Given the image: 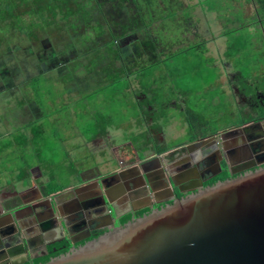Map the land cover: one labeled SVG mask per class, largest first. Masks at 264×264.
<instances>
[{
    "label": "rangeland",
    "instance_id": "obj_1",
    "mask_svg": "<svg viewBox=\"0 0 264 264\" xmlns=\"http://www.w3.org/2000/svg\"><path fill=\"white\" fill-rule=\"evenodd\" d=\"M218 1L185 0L186 5L196 6L195 15L198 31L193 32L197 33L198 36L194 38L200 41H194L196 42L193 44L194 46L187 49L183 55H178L172 60H167L159 65L154 64L149 68L134 71L128 74L129 77L127 76V78L125 76L117 78L118 76L109 72L106 74V71L103 69H100V75L98 76L90 74L86 77L80 73L78 78L75 77L66 86L58 84V90L61 92L58 101L55 98L52 99V94L49 96L43 94L44 102L40 99L42 103L38 100H31L34 105H40L42 116L37 122L29 123L30 125L26 124L27 128L31 126L32 132L31 144L28 150H30L29 153L32 161L41 160L46 168L48 166V171L51 170L48 174L47 187L65 186L71 181V177L69 178L67 175L69 163L73 164L71 166L74 172L79 169L75 164L78 158H74L73 155L68 154L70 145L66 147L62 143L67 140L72 132H70V129L73 125L81 129H85L88 126L91 128V124H94V113H111L114 121L125 124L123 137L129 138L133 135L132 132H129L128 126H130L132 118L134 117L133 119L135 120L136 115L140 113L134 95L138 94V92H143L144 87H147L148 84H151V90L145 92L143 100L145 103L151 102L152 96L159 95L161 101L166 102V105L167 102L169 103L171 100L177 102L182 97L185 99V105L181 104V108L178 111L169 108L163 102H155L152 112L154 117H156L155 126L161 129V131L155 132V129L148 128V136L152 139L148 144L150 148L147 147L143 155L141 152H138V156L140 154L141 156L148 157L151 154H155L157 150H164L174 145L179 146V144L189 140V132L183 117L185 109L194 110L204 122L203 129L211 132L214 130H218L219 132L227 124L238 122L244 118L245 115H242L241 109L238 110L236 104L232 106L233 95L222 91V86L217 84L216 79L219 74V68L210 64L222 56L223 45L220 37H217L216 32L222 31L226 27V25H223V19L217 16V8L221 7L220 4L218 5ZM209 5L214 10H205V7ZM244 11L248 15L252 13L251 7H245ZM240 12L236 11V16H241ZM233 14L234 12L230 13V16L233 17ZM259 17L261 16L258 12L257 14L254 13V15L248 17L249 22L252 24L256 22L257 24ZM241 22V26H243V21L241 20ZM65 29V31L58 33L48 29L37 44L23 46L21 42L15 41L9 45L13 47V51L8 52L2 49L4 53L2 54V51H0V88L2 86H16L17 84L19 92L28 93L35 86L34 82L31 83L28 78L38 73L43 75V71H45L43 69L44 63L46 64L45 75L65 73L68 65L71 63L69 61L73 58L76 59L81 54L80 51L76 50L77 52H75V49L68 47V43L73 42L69 37L72 28L66 27ZM234 29L233 27H228L225 31H233ZM251 31L249 36L251 38L255 35V43L259 47L250 44V47L247 49L248 51L240 52L235 50V46L232 45L229 46L230 48L225 53L226 57L232 55L231 59L234 66L236 69H240L243 77L250 75L248 73L250 69L255 68L258 71L261 67H264V31L255 27L254 24ZM192 35L190 33L188 38L193 39ZM232 36L233 34L231 33L230 38ZM86 45L89 46V49L99 47V44L91 40H86ZM202 46L205 50L204 52H202ZM119 48L124 49L125 45H120ZM52 60L54 62H51ZM94 64L95 61L93 62V66ZM98 68L99 66L97 65L96 69ZM132 74L137 79L133 78ZM83 77L86 79L83 80ZM97 78L109 80L105 84H98L95 82ZM93 82L97 85L90 87ZM240 83V88L245 86L252 87L243 79ZM67 89L68 91H65ZM41 95L38 94L37 96L41 98ZM67 96L70 97L67 98ZM255 100L256 97H252L250 100L245 101L243 97L239 99V103L247 102L248 105L244 106V111L252 112L251 103L254 104ZM46 101L48 104L45 103ZM19 105L20 103L15 100L13 113L15 114L17 124L20 122L18 116L23 117L22 114L24 113V111H20ZM227 109H232V111L229 112ZM18 111L19 115L17 114ZM118 112H121L122 116ZM255 112L258 114L259 110H255ZM26 122H28V118H26ZM145 123L147 124L146 126H149L151 124L150 119L145 117ZM260 129L264 131V125L261 124ZM14 131L18 135L19 130L14 129ZM161 138L164 142L160 140ZM70 140L68 139V141ZM77 141L81 142L82 140L80 138ZM65 151L68 154L66 156ZM128 151L130 164L132 156L130 151L132 152V150L128 148ZM65 161L67 163L64 164ZM115 165H118V160L85 161L81 166H90L94 169L89 168L85 172L87 177L90 178L100 170H106ZM75 174L73 178L76 176Z\"/></svg>",
    "mask_w": 264,
    "mask_h": 264
},
{
    "label": "crops",
    "instance_id": "obj_2",
    "mask_svg": "<svg viewBox=\"0 0 264 264\" xmlns=\"http://www.w3.org/2000/svg\"><path fill=\"white\" fill-rule=\"evenodd\" d=\"M219 4L221 7L217 8V16L218 18H222L223 25H226L222 31L216 32L217 37H220L223 45L222 56L218 58L217 61L210 64L219 68V74L216 79L217 84L222 86V91L233 95L232 106L236 104L238 110L241 109L242 115H245L242 120L227 124L223 129H220L219 132L235 129V127L237 128L239 125L249 124L255 121H259L260 124L264 125V117H258V114L255 112V110H258V106L251 103L252 112L244 111V106L248 105L247 102H245L246 104L244 102L241 104L239 103V99L243 97L245 101H247L252 97H257L259 94L264 95V67H261L258 71L255 68L250 69L248 72L250 75L243 77L240 73V69H236L234 66L233 60L231 59L232 55L226 57L225 54L230 48L229 46L232 45L235 46V50L240 52L248 51L247 49L250 47V44L259 47L256 45L257 43H255V35L250 38L249 33L252 32L253 24L258 29L264 31L263 18L259 17L257 24L256 22H253V24L249 22L248 17L254 15V13L257 14V5L249 0H220L218 5ZM245 7H251L252 13H250V15L244 11ZM205 10L209 11L211 9L205 7ZM236 11H241L240 13L242 15L236 16ZM232 12H234L233 17L230 16ZM241 20L243 21V26H241ZM228 27H233L235 29L233 31H225ZM231 33L233 34L232 38H230ZM127 76L129 77L128 74L125 75L126 78ZM132 76L136 78L133 74ZM242 79L248 82V85L250 84L252 87L245 86L240 88V81ZM102 84H105V82ZM96 85L97 84L93 82L90 87ZM65 91H68V89ZM70 96H67V98ZM144 97V90L134 95L140 113L136 115L137 117L135 116V120L133 119L134 117L132 118L130 126H128L130 129L129 132L133 133L129 138L123 137L125 124L114 121L111 113H94V124H91V128L88 126L85 127V129H81L73 125L71 128L72 130L70 129V132H72L67 140L62 143H64L66 147L70 145L68 154L73 155L74 158H78L75 164L79 169L74 172L72 167L73 164L69 163L70 166L68 167L69 171L67 175L69 178L71 177V181L65 186L47 187L48 174L51 170L48 171L47 164L46 168L41 160H31L30 150L28 149L31 144L32 132L31 126L29 128L26 127V124L35 123L41 119V107L31 102L33 99L30 97L29 92H19L17 84L16 86H2V88H0V264L9 262H18V264H23L25 262L30 263V260L44 249L49 240H52L51 243H58L56 241L61 240L63 229L66 228L67 230L69 229L70 232L76 233L78 230L77 223L84 218L77 216V213L80 212L81 209H96L106 203L104 197H102L101 200L98 196V191L100 194L106 192V199L109 204L112 202L113 207H111L116 212L120 211L121 207L126 204H134L137 202L138 197L136 196L133 197L132 200H123L120 197L118 198V196H120L119 194L112 195L108 192V185L101 184L99 181H103L110 177L109 175L119 173L128 168L135 170V173L129 177L130 180L142 173L140 162L145 159V156H141L140 154L138 156L137 153L141 152L143 155L145 152L144 150L147 149V147L150 148L148 144L152 139L148 136V128L155 129V132L161 131V129L155 126L156 117H154L152 111L155 102H163L159 95H155L152 96L153 99L150 102L151 104H146L143 101ZM15 100L20 103V111H24L22 114L23 117L18 116V119H20L18 124L16 123L17 120L13 113ZM56 100L58 101L59 97ZM163 103L166 105V102ZM181 104L185 105V99H183V97L177 102L173 100L169 103L167 102L169 108L178 111L181 108ZM232 109L227 110L231 112ZM17 114L19 115V111ZM118 114L122 116L121 112H118ZM145 117L150 119L151 124L149 126H146ZM247 117H251V120H247ZM26 118H28V122H26ZM185 123L186 128H188V122L186 120ZM75 128L76 130H74ZM200 128L203 129L202 126H200ZM14 129L19 130L18 135L15 134V131L13 132ZM217 131L218 130H214L212 132L214 133ZM209 132L211 131H208V133ZM205 137L208 138H197L193 141L187 140L179 144V146L174 145L164 150H157L155 154L184 146L185 148L189 147L188 152H191L195 150V147H193L195 144L205 143L211 138V134L209 133ZM245 137L247 142H252L255 138L253 136L250 138L248 135H245ZM80 138L82 141H77V139ZM68 139L71 140L68 141ZM145 140H147L146 144H144ZM160 140L164 142L162 138ZM128 148L132 150V152L130 151L132 155L130 164L128 160ZM68 154H66L65 151V156ZM153 155L154 154H151V156L148 157H152ZM181 157H189V155L184 153ZM89 160L93 162H100V160H118V165L106 170H100L97 174L95 173L92 177L88 178L85 172L91 167L81 165L85 161L91 162ZM174 161H171V163ZM65 163L67 162L65 161L64 164ZM61 164L65 167L63 163ZM151 168L157 169V167L154 166ZM74 174L76 175L74 177L75 180L73 178ZM123 178L126 179L127 177L125 176ZM123 178L119 177L115 181L117 184H121ZM94 182L96 183L94 186L79 191V189L87 187L84 185ZM94 192H97V194H94ZM81 195L85 196L82 197ZM12 208L14 210H11ZM88 217H86V220L92 223L99 219L97 216H94L93 219ZM48 220H51L50 224L47 223ZM36 223H46L39 231V238L43 237L39 241L34 240L37 238L38 234L35 235L34 233L28 232ZM63 224L64 226H62ZM48 233H52V236L45 238V235Z\"/></svg>",
    "mask_w": 264,
    "mask_h": 264
},
{
    "label": "trees",
    "instance_id": "obj_3",
    "mask_svg": "<svg viewBox=\"0 0 264 264\" xmlns=\"http://www.w3.org/2000/svg\"><path fill=\"white\" fill-rule=\"evenodd\" d=\"M249 1L257 5V12L264 19V0ZM195 7L186 5L185 0H0V51L2 54L4 50L13 51L9 45L15 41L23 46L37 44L48 29L58 33L65 31L66 27L72 28L69 37L73 42H69L68 47L81 54L69 61L67 71L45 75L44 63L43 75L38 73L29 78L35 84L30 90L34 95L29 91L30 97L42 103L43 94H52V99H57L61 96L58 84L66 86L80 73L86 77L90 74L98 76L103 69L106 74L109 72L119 78L183 55L194 46V41H200L194 38L197 33L193 32L198 31ZM207 9L213 7L209 5ZM190 33L193 39L188 38ZM86 40L96 42L99 47L89 49ZM120 45L125 48H119ZM201 49L204 52V48ZM94 61L96 65L93 66ZM108 80L97 78L95 82L102 84ZM150 85L144 87L145 92L151 90ZM38 94H42L41 98ZM257 108L258 117H264V103ZM183 117L188 122L190 141L213 133L200 128L204 122L194 110L186 109ZM67 249L66 244L52 255ZM49 257L34 262H45Z\"/></svg>",
    "mask_w": 264,
    "mask_h": 264
},
{
    "label": "water",
    "instance_id": "obj_4",
    "mask_svg": "<svg viewBox=\"0 0 264 264\" xmlns=\"http://www.w3.org/2000/svg\"><path fill=\"white\" fill-rule=\"evenodd\" d=\"M258 165L35 264H264V163Z\"/></svg>",
    "mask_w": 264,
    "mask_h": 264
},
{
    "label": "flooded vegetation",
    "instance_id": "obj_5",
    "mask_svg": "<svg viewBox=\"0 0 264 264\" xmlns=\"http://www.w3.org/2000/svg\"><path fill=\"white\" fill-rule=\"evenodd\" d=\"M263 103L264 95L259 94L254 101V105L258 106ZM221 133L218 131L211 133V138L205 143L195 144L193 146L195 150L191 152H188L189 147H186L176 153L162 157L159 155L163 152L154 154L152 157H145L140 162L142 173L134 177V179L130 180L129 177L135 173V170L128 168L119 173L109 175L110 177L103 181H99L101 184L108 185V192L112 195L119 194L120 196L118 198L120 197L123 200H132L136 196L138 197L137 202L134 204H126L121 207L120 211L116 212L112 209V202L111 204L108 203L106 192L100 194L98 191V196L101 200L104 197L106 203L96 209H81L77 213V216L84 218L77 223V232L73 233L69 229H63L61 240L56 241L60 245L57 246V243L53 242V244L51 243L52 240H49L44 249L30 260V264H35L36 262L34 260L36 259L45 256H54L52 253L63 249L66 244L68 245V249L78 246L116 226L133 220L145 213L162 208L176 199L196 193L219 180L240 174L246 170L254 169L259 166L258 164L264 163V131L260 127L255 126L244 131L236 130L227 135L226 138H222ZM245 135H248L250 138L251 136L255 138L252 142H247ZM184 153L188 154L189 157H181ZM171 161L174 162L171 163ZM250 162H254L255 165L247 167ZM153 166L157 167V169L151 168ZM125 176L127 177L126 179L123 178ZM119 177L123 178L121 184H117L115 181ZM130 181H132V186ZM95 184L94 182L84 185L87 187H83L79 191L94 186ZM134 187L136 188L134 189ZM94 194H97V192H94ZM88 216L92 219L94 216H97L99 219L92 223L86 220ZM123 218L127 219L123 222ZM47 223L50 224L51 220H48ZM45 224L36 223L28 231L35 235L38 234L37 238L34 239L35 241L43 238H39V231ZM46 235L45 238H48L52 236V233Z\"/></svg>",
    "mask_w": 264,
    "mask_h": 264
}]
</instances>
